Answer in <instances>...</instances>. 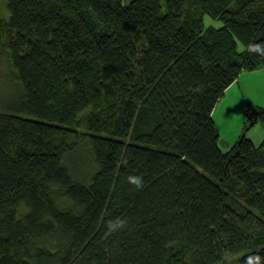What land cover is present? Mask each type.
I'll use <instances>...</instances> for the list:
<instances>
[{
	"label": "trees",
	"instance_id": "trees-1",
	"mask_svg": "<svg viewBox=\"0 0 264 264\" xmlns=\"http://www.w3.org/2000/svg\"><path fill=\"white\" fill-rule=\"evenodd\" d=\"M6 5L0 264H264V138L214 119L264 66V0Z\"/></svg>",
	"mask_w": 264,
	"mask_h": 264
},
{
	"label": "rangeland",
	"instance_id": "rangeland-1",
	"mask_svg": "<svg viewBox=\"0 0 264 264\" xmlns=\"http://www.w3.org/2000/svg\"><path fill=\"white\" fill-rule=\"evenodd\" d=\"M8 17L6 0H0V19ZM205 22L215 26L222 24L220 20L209 16H206ZM0 65L8 67L5 56L0 57ZM246 77L248 79L245 80ZM260 105H264V70H243L237 80L226 89L214 109V119L221 134L223 149L231 148L243 134L247 137L254 136L258 140L257 144L263 140L264 117L257 116L255 122L250 120L251 111ZM87 166L82 167L83 173L87 172ZM233 258L232 253L226 252L222 264H230Z\"/></svg>",
	"mask_w": 264,
	"mask_h": 264
},
{
	"label": "crops",
	"instance_id": "crops-1",
	"mask_svg": "<svg viewBox=\"0 0 264 264\" xmlns=\"http://www.w3.org/2000/svg\"><path fill=\"white\" fill-rule=\"evenodd\" d=\"M262 68H264V67H263V66L258 67L257 70H264V69H262ZM246 79H248V77H246L245 80H246ZM263 117H264V116H263ZM263 135H264V134H263ZM263 137H264V136H263ZM250 138H252V139L254 140V142L257 144V141H258V140H256V138H255L254 136L251 135ZM262 139H263V138H262ZM261 142H262V141H261ZM261 142H260V143H261Z\"/></svg>",
	"mask_w": 264,
	"mask_h": 264
}]
</instances>
